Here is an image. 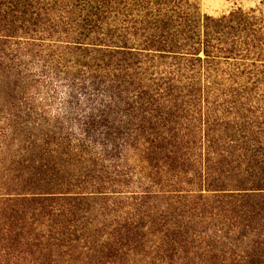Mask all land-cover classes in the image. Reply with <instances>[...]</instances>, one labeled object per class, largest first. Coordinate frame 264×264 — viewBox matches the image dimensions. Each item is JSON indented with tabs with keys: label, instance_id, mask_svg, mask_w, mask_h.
<instances>
[{
	"label": "trees",
	"instance_id": "trees-1",
	"mask_svg": "<svg viewBox=\"0 0 264 264\" xmlns=\"http://www.w3.org/2000/svg\"><path fill=\"white\" fill-rule=\"evenodd\" d=\"M0 264H264V15L0 0Z\"/></svg>",
	"mask_w": 264,
	"mask_h": 264
},
{
	"label": "rangeland",
	"instance_id": "rangeland-1",
	"mask_svg": "<svg viewBox=\"0 0 264 264\" xmlns=\"http://www.w3.org/2000/svg\"><path fill=\"white\" fill-rule=\"evenodd\" d=\"M232 7H241L246 9H253L256 12H259L264 15V0H231ZM211 13L219 14L222 12V9L219 5H212L210 7Z\"/></svg>",
	"mask_w": 264,
	"mask_h": 264
}]
</instances>
